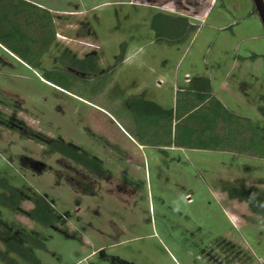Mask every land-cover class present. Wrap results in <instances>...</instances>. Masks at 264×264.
<instances>
[{"label": "rangeland", "instance_id": "374dc122", "mask_svg": "<svg viewBox=\"0 0 264 264\" xmlns=\"http://www.w3.org/2000/svg\"><path fill=\"white\" fill-rule=\"evenodd\" d=\"M28 1L51 11L56 40L39 69L0 42V196L19 194L16 208L0 201V249L25 233L45 243L40 264H264L263 158L175 147L164 156L120 127L134 136L126 98L144 92L173 108L196 78L264 127V27L253 1ZM158 12L197 30L181 45L158 43ZM63 53L93 55L100 70L74 72ZM50 69L71 87L43 75ZM61 140L102 160L109 176L54 152ZM36 196L59 215L55 226L29 216Z\"/></svg>", "mask_w": 264, "mask_h": 264}, {"label": "trees", "instance_id": "16d2710c", "mask_svg": "<svg viewBox=\"0 0 264 264\" xmlns=\"http://www.w3.org/2000/svg\"><path fill=\"white\" fill-rule=\"evenodd\" d=\"M26 6L30 8L27 10L28 16L33 18L35 14L41 17L38 19L42 22L40 28L54 37L53 20L48 11L40 10L36 5L24 0H0V42L7 44L11 52L34 66V61L29 58L34 46L27 40L18 23L19 19H14L19 17L20 8ZM150 27L155 41L169 46L185 43L197 30L188 17L163 12H158L152 17ZM63 56L68 61V66L74 70L92 74L100 70L93 55L82 60L66 53ZM43 75L71 87L69 75L60 69L47 71ZM262 102L258 112L264 117V96ZM124 103L135 125L133 138L142 146L158 148L164 156L167 155L168 148L175 147L235 152L264 159V127H259L250 118L237 115L226 108L213 95L212 82L208 78L193 79L187 88H180L176 94L174 108L161 107L155 101L149 100L146 93L130 96ZM51 148L94 174L103 178L109 176L102 160L90 157L71 144L61 140L53 142ZM18 199L19 194L13 191L12 196H0V201L10 208L17 207ZM33 203L34 207L29 216L38 224L53 227L59 222V215L46 197L36 196ZM45 249L43 241L24 233L18 239H8L4 242V249H0V261L5 264H20L14 258L17 257L29 264H40L41 260L36 251Z\"/></svg>", "mask_w": 264, "mask_h": 264}, {"label": "flooded vegetation", "instance_id": "af4514ba", "mask_svg": "<svg viewBox=\"0 0 264 264\" xmlns=\"http://www.w3.org/2000/svg\"><path fill=\"white\" fill-rule=\"evenodd\" d=\"M24 1H27L29 2L28 0H24ZM29 3H32V2H29ZM34 5H36L37 8H39L40 10L44 9L46 11H48L50 13V16L52 18V15H51V11L47 10L46 8H43L42 6H39L35 3H32ZM21 11H20V15L19 17H14V19H19V24L25 34V36L27 37V40L29 41V43L31 45L34 46V48L32 49L30 55H29V58L32 59L34 61V66L33 65H30L28 64L29 66L35 68V69H39V64L38 62L41 61V58L43 56V54L45 53V49L47 47H49L50 44H52L55 40H56V33H55V30H54V23H53V32H54V37H52L51 35H49V33H47L45 30H43L42 28H40V24L42 22H40L38 19L41 18V17H38V15H33V18L29 17V12L27 11L28 9H30L29 7H21L20 8ZM35 20V21H34ZM38 20V21H37ZM53 20V18H52ZM41 31V32H40ZM49 31V30H48ZM36 33V34H41L42 33V38H37L36 36L33 35V33ZM46 41V43L44 41ZM48 49V48H47ZM8 52L13 55V57L15 58H19L21 59L22 61H25L23 58H21L20 56L14 54L13 52L9 51ZM64 54V53H63ZM89 55H86L84 58H81L80 60L82 59H86ZM73 58H77L75 55L72 56ZM71 70H73L74 72H78V73H87V72H80V71H77V70H74L73 68L70 67ZM51 70H58V69H50V70H45L43 71V73L47 72V71H51Z\"/></svg>", "mask_w": 264, "mask_h": 264}, {"label": "water", "instance_id": "95a60500", "mask_svg": "<svg viewBox=\"0 0 264 264\" xmlns=\"http://www.w3.org/2000/svg\"><path fill=\"white\" fill-rule=\"evenodd\" d=\"M252 1L255 5V9L258 13L260 21L264 27V0H252Z\"/></svg>", "mask_w": 264, "mask_h": 264}, {"label": "crops", "instance_id": "0c3cea01", "mask_svg": "<svg viewBox=\"0 0 264 264\" xmlns=\"http://www.w3.org/2000/svg\"><path fill=\"white\" fill-rule=\"evenodd\" d=\"M142 93H144V92H142ZM139 94H141V93H139ZM138 94V95H139ZM147 97V96H146ZM148 98V97H147ZM152 99V98H151ZM153 101H155L157 104H159L161 107H163V108H165V109H169V108H172V107H167V106H165L164 104H162L160 101H157V100H155V99H153ZM175 104H176V101H175ZM175 107V106H174ZM173 107V108H174ZM121 127V129L133 140V142L135 143V144H137L140 148H142V150H145V149H147L149 146H142V145H140L130 134H129V132H127V130L125 129V128H123L122 126H120Z\"/></svg>", "mask_w": 264, "mask_h": 264}, {"label": "bare ground", "instance_id": "6f19581e", "mask_svg": "<svg viewBox=\"0 0 264 264\" xmlns=\"http://www.w3.org/2000/svg\"><path fill=\"white\" fill-rule=\"evenodd\" d=\"M60 91V90H59Z\"/></svg>", "mask_w": 264, "mask_h": 264}]
</instances>
